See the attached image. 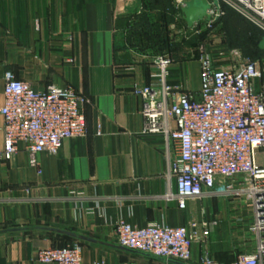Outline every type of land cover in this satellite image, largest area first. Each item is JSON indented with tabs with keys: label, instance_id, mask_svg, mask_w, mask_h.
I'll use <instances>...</instances> for the list:
<instances>
[{
	"label": "crops",
	"instance_id": "1",
	"mask_svg": "<svg viewBox=\"0 0 264 264\" xmlns=\"http://www.w3.org/2000/svg\"><path fill=\"white\" fill-rule=\"evenodd\" d=\"M156 2L0 0V109L7 71L35 91L70 87L87 99L86 137L63 142L55 155H37V167L22 146L10 161L2 159L0 114V264H40L39 250L73 244L85 264L160 263L117 245L121 222L137 228L212 222L207 243L192 247L191 264L204 251L222 264L243 252L239 204L215 195L180 210L169 199L175 184L167 176L165 141L142 133L132 88L150 84L155 58L166 54L151 47L148 29L163 26L170 37L188 29L176 13L163 22ZM168 80L197 93L199 62L175 63Z\"/></svg>",
	"mask_w": 264,
	"mask_h": 264
},
{
	"label": "built area",
	"instance_id": "2",
	"mask_svg": "<svg viewBox=\"0 0 264 264\" xmlns=\"http://www.w3.org/2000/svg\"><path fill=\"white\" fill-rule=\"evenodd\" d=\"M189 0H175L177 17ZM209 21L184 29L181 39L214 31L226 3L264 32V0H207ZM170 32L176 26L169 27ZM200 87L197 93L171 84L168 70L175 60L170 54L155 58L156 72L148 85H134L140 101L142 133L160 135L165 141L168 178L175 184L174 200L184 210L189 200L221 196L230 205L243 201L248 230L254 246L228 264H264V66L243 57L235 62L217 60L205 43L197 45ZM3 87V146L1 157L10 161L22 146L29 165L36 156L57 154L63 142L86 137V97L70 87L49 86L35 91L5 72ZM212 222H191L181 227L150 224L137 228L121 222L116 242L121 248L152 256L161 262L191 264L192 247L205 245ZM40 264H85L81 247H50L36 253ZM195 264H222L208 252Z\"/></svg>",
	"mask_w": 264,
	"mask_h": 264
},
{
	"label": "rangeland",
	"instance_id": "3",
	"mask_svg": "<svg viewBox=\"0 0 264 264\" xmlns=\"http://www.w3.org/2000/svg\"><path fill=\"white\" fill-rule=\"evenodd\" d=\"M222 9L223 16L218 20L214 31L211 33H202L200 36L191 37L189 36L190 32L187 31L188 39H181L180 35L182 33L170 37L175 43L176 40L180 43L182 41L185 42L183 49H181L180 52H178L177 57L174 58L175 62L185 63L188 61H197L198 54L195 51V47L202 43H205L208 52L217 60L235 62L248 55L249 51L245 43L246 32L255 31L262 35H264V32H262V30L253 24L247 17L226 3H222ZM191 51L194 53V56H192L193 54H191ZM195 55L197 57H195ZM236 204H239L237 212L240 215L244 227H246L244 233L246 245L242 249V253H246L254 246L253 237L248 230L249 220L244 202L237 201Z\"/></svg>",
	"mask_w": 264,
	"mask_h": 264
},
{
	"label": "trees",
	"instance_id": "4",
	"mask_svg": "<svg viewBox=\"0 0 264 264\" xmlns=\"http://www.w3.org/2000/svg\"><path fill=\"white\" fill-rule=\"evenodd\" d=\"M158 5H163L162 13H163V22L170 23L172 22L174 16H175V9L174 7L167 3L162 4L161 0H157L156 2ZM181 23L186 25L185 21L183 19L180 20ZM163 27V26H162ZM159 25H152L148 29V33H150L149 36V42L151 43V47L155 48L158 52H166L167 54H170L173 58H176L178 55V52L183 49V45L185 42H177L175 43L170 38V33H168L167 29H163ZM262 38H264V35L258 34L255 31H247L245 34V43L248 47V55L246 57H249L253 60H258L261 62L262 66H264V52L259 50V43L261 42ZM193 41V40H192ZM195 57H197L195 55Z\"/></svg>",
	"mask_w": 264,
	"mask_h": 264
},
{
	"label": "water",
	"instance_id": "5",
	"mask_svg": "<svg viewBox=\"0 0 264 264\" xmlns=\"http://www.w3.org/2000/svg\"><path fill=\"white\" fill-rule=\"evenodd\" d=\"M209 8H210V4L208 3L207 0H189L185 2V6L181 9V13L183 16V20L187 24V27L192 28L194 25L198 24L201 21H204V20L209 21V15L207 14V11ZM258 47H259V50L264 52V38H262ZM132 252H135V251H132ZM136 253H139V252H136ZM169 263L170 264H182V263L173 262V261H170Z\"/></svg>",
	"mask_w": 264,
	"mask_h": 264
}]
</instances>
